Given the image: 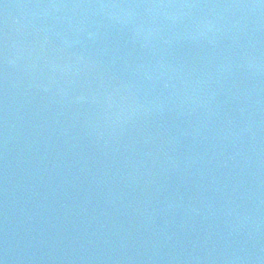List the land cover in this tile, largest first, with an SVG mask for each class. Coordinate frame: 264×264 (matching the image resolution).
<instances>
[{"label": "water", "instance_id": "obj_1", "mask_svg": "<svg viewBox=\"0 0 264 264\" xmlns=\"http://www.w3.org/2000/svg\"><path fill=\"white\" fill-rule=\"evenodd\" d=\"M2 264H264V0H0Z\"/></svg>", "mask_w": 264, "mask_h": 264}, {"label": "snow or ice", "instance_id": "obj_2", "mask_svg": "<svg viewBox=\"0 0 264 264\" xmlns=\"http://www.w3.org/2000/svg\"><path fill=\"white\" fill-rule=\"evenodd\" d=\"M0 264H2V262H0Z\"/></svg>", "mask_w": 264, "mask_h": 264}]
</instances>
